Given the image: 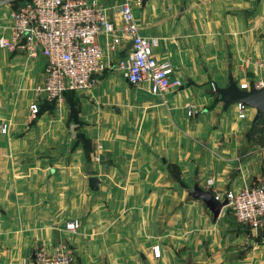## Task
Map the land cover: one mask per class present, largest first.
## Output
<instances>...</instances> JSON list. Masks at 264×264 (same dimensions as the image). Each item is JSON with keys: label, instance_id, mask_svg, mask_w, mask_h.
Segmentation results:
<instances>
[{"label": "crops", "instance_id": "obj_1", "mask_svg": "<svg viewBox=\"0 0 264 264\" xmlns=\"http://www.w3.org/2000/svg\"><path fill=\"white\" fill-rule=\"evenodd\" d=\"M25 1L0 0V37L11 38L8 13ZM86 1L117 30L130 2L138 32L158 39L154 55L182 86L154 95L147 83L132 85L114 67L131 42L110 50L99 34L106 69L74 92L86 152L65 106L70 93L35 94L44 59L0 47V264H33L35 249L60 245L73 264H264V225L241 224L226 207L214 219L187 194L195 182L221 194L264 181V142L248 136L255 109L240 118L237 103L224 109L214 90L230 76L264 88V0ZM189 106L198 112L188 116ZM73 219L79 228L67 230Z\"/></svg>", "mask_w": 264, "mask_h": 264}, {"label": "built area", "instance_id": "obj_2", "mask_svg": "<svg viewBox=\"0 0 264 264\" xmlns=\"http://www.w3.org/2000/svg\"><path fill=\"white\" fill-rule=\"evenodd\" d=\"M121 27L117 30L106 13L96 3L86 0H26L9 11L11 38L0 37V47L13 50L24 49L28 57L41 56L44 61L43 81L36 85L37 97L52 101L63 100L68 91L89 90L94 83V75L106 69L104 51L98 42L103 34L105 45L113 49L123 39L131 42L126 55L119 58L114 67L132 85L147 83L154 95H162L170 87L182 86V81L174 75L169 61H159L153 48L158 39L146 37L138 32L132 5L126 1L119 7ZM107 40V43H106ZM248 89L247 83L239 86ZM238 116H245L246 106L237 103ZM32 115L38 112L37 102L30 105ZM197 109L189 106L187 115L192 116ZM2 133L6 125L1 126ZM226 207L231 209L235 219L244 225L258 229L264 225V181L245 184L237 190H226L215 194ZM80 226L79 219L66 223L67 230L74 231ZM154 257L159 256L158 246L152 247ZM33 264H73L75 256L71 248L60 245L53 251L43 246L34 250Z\"/></svg>", "mask_w": 264, "mask_h": 264}, {"label": "water", "instance_id": "obj_3", "mask_svg": "<svg viewBox=\"0 0 264 264\" xmlns=\"http://www.w3.org/2000/svg\"><path fill=\"white\" fill-rule=\"evenodd\" d=\"M214 90L219 94V100L223 103L224 109L229 105L241 103L244 106L255 109L252 122L264 116V88L257 86L254 82L249 83L248 90H242L230 76L226 87L215 86ZM99 184L100 179L98 177L91 176L88 178V186L91 190L98 191ZM187 194L194 199L201 200L212 213L214 219L218 217L221 210L228 204L227 199L222 201L216 199L215 194L209 190L202 189L196 182L192 188L187 190ZM33 256L34 252L32 253Z\"/></svg>", "mask_w": 264, "mask_h": 264}, {"label": "rangeland", "instance_id": "obj_4", "mask_svg": "<svg viewBox=\"0 0 264 264\" xmlns=\"http://www.w3.org/2000/svg\"><path fill=\"white\" fill-rule=\"evenodd\" d=\"M177 89V88H176ZM39 101V98L37 99V102ZM66 103H67V105H65V106H67V108L69 109V110H74L73 111V114L75 113V111L76 110H78V95L77 94H75V93H72V94H69L68 95V97L66 98ZM251 109V108H250ZM249 109V107H247V111L248 110H250ZM251 110H254V109H251ZM69 113H70V111H69ZM190 119V118H189ZM189 119L187 118L186 120H177L178 121V123H181V124H186V123H188L189 122ZM71 121H72V125H73V128H74V130L76 131V140L77 141H80L81 143L83 142V138L81 137V136H79V132H78V129H79V126H80V121L79 120H77V119H75V117L73 116V118H71L70 119ZM176 123V122H175ZM230 210L231 211V209L229 208V207H226V210ZM232 213V212H231ZM232 216H233V214H232ZM234 217V216H233ZM234 219H235V217H234ZM236 220V219H235ZM129 248V247H128ZM130 249V248H129ZM131 251V250H130ZM133 252L136 254V256L134 257V260L135 261H137V262H142V259H141V256L138 254L137 255V251L134 249L133 250ZM131 253H132V251H131ZM130 254V253H129ZM29 263H30V260L28 261ZM177 262H182V259H178V260H176L175 261V263H177ZM149 264H151V263H149ZM152 264H156V263H153L152 262Z\"/></svg>", "mask_w": 264, "mask_h": 264}, {"label": "trees", "instance_id": "obj_5", "mask_svg": "<svg viewBox=\"0 0 264 264\" xmlns=\"http://www.w3.org/2000/svg\"><path fill=\"white\" fill-rule=\"evenodd\" d=\"M72 94L74 92L72 91H68L66 92L65 94ZM73 111L74 110H70V113H69V118H73V116L76 118V112L77 110L75 111V113L73 114ZM79 136H81L83 138V142L81 143L80 141H77V143H81L82 146L84 147V149L86 150V152H89V141L84 137V135H82L81 133H78ZM248 136L250 138H255V141L260 143V144H263L264 142V116L261 117L259 120L255 121V122H252L249 129H248Z\"/></svg>", "mask_w": 264, "mask_h": 264}]
</instances>
